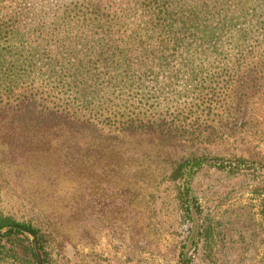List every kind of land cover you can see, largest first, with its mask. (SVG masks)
I'll return each instance as SVG.
<instances>
[{
    "label": "trees",
    "instance_id": "16d2710c",
    "mask_svg": "<svg viewBox=\"0 0 264 264\" xmlns=\"http://www.w3.org/2000/svg\"><path fill=\"white\" fill-rule=\"evenodd\" d=\"M240 141L264 144V0H0V259L37 264L31 239L48 264L89 169L165 148L191 264L212 233L191 183L219 148L243 161ZM253 192L264 231V179Z\"/></svg>",
    "mask_w": 264,
    "mask_h": 264
},
{
    "label": "rangeland",
    "instance_id": "374dc122",
    "mask_svg": "<svg viewBox=\"0 0 264 264\" xmlns=\"http://www.w3.org/2000/svg\"><path fill=\"white\" fill-rule=\"evenodd\" d=\"M220 124L210 118V126L219 128ZM238 149L243 161L233 157L234 151L219 148L223 166L203 169L191 183L206 220L203 229L208 224L212 228L210 251L197 242V247L188 250L191 264H264L259 196L253 192L264 179V144L240 141ZM141 155L127 161L102 158L89 169L95 170L89 177L95 182L86 180L82 186L87 207L80 220L70 217L62 222L59 234L66 241L48 248V264L176 263L187 222L172 211L166 197L171 184L162 182L166 162L173 155L165 148ZM7 186V199L19 204L20 191ZM95 193V201L90 200L89 194ZM42 197V202L56 199L51 190H45ZM39 261L42 264L40 257ZM0 264L15 262L4 258Z\"/></svg>",
    "mask_w": 264,
    "mask_h": 264
},
{
    "label": "water",
    "instance_id": "95a60500",
    "mask_svg": "<svg viewBox=\"0 0 264 264\" xmlns=\"http://www.w3.org/2000/svg\"><path fill=\"white\" fill-rule=\"evenodd\" d=\"M2 232H3V231H1L0 234H1ZM30 242H31V245H32V248H33V252H34V257H35L36 263H37V264H40L38 253H37L36 250L34 249V243L31 241V239H30Z\"/></svg>",
    "mask_w": 264,
    "mask_h": 264
}]
</instances>
